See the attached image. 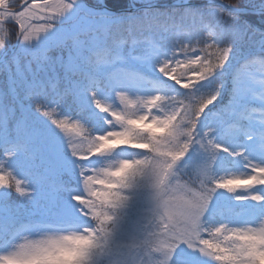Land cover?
<instances>
[{"label": "clouds", "instance_id": "clouds-1", "mask_svg": "<svg viewBox=\"0 0 264 264\" xmlns=\"http://www.w3.org/2000/svg\"><path fill=\"white\" fill-rule=\"evenodd\" d=\"M128 9L0 0V264H264V0Z\"/></svg>", "mask_w": 264, "mask_h": 264}, {"label": "trees", "instance_id": "trees-1", "mask_svg": "<svg viewBox=\"0 0 264 264\" xmlns=\"http://www.w3.org/2000/svg\"><path fill=\"white\" fill-rule=\"evenodd\" d=\"M128 2L129 0H108V5L113 8L122 9L128 6ZM167 2H170V0H167ZM117 12H122V10ZM248 19L253 23H258V19L255 15L249 16Z\"/></svg>", "mask_w": 264, "mask_h": 264}, {"label": "water", "instance_id": "water-1", "mask_svg": "<svg viewBox=\"0 0 264 264\" xmlns=\"http://www.w3.org/2000/svg\"><path fill=\"white\" fill-rule=\"evenodd\" d=\"M109 8L112 9V10H116V9L111 8V7H109ZM125 9L129 10L128 8H125Z\"/></svg>", "mask_w": 264, "mask_h": 264}]
</instances>
